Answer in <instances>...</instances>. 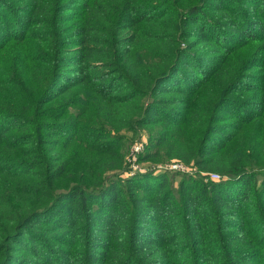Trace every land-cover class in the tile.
<instances>
[{
    "label": "trees",
    "instance_id": "1",
    "mask_svg": "<svg viewBox=\"0 0 264 264\" xmlns=\"http://www.w3.org/2000/svg\"><path fill=\"white\" fill-rule=\"evenodd\" d=\"M0 264H264V0H0Z\"/></svg>",
    "mask_w": 264,
    "mask_h": 264
},
{
    "label": "rangeland",
    "instance_id": "2",
    "mask_svg": "<svg viewBox=\"0 0 264 264\" xmlns=\"http://www.w3.org/2000/svg\"><path fill=\"white\" fill-rule=\"evenodd\" d=\"M252 94V93H251ZM256 95V94H255ZM157 135V128L154 127H145V128H141L138 129L136 131L135 134H133L132 136L127 135V139H129V142L131 143H125L122 146V150L125 153V160H127V157L130 153V151L133 148L134 144H143L142 145V150L140 151L142 153L145 152V147L147 146V142L149 143L150 140L149 139H153L154 137H156ZM153 149L151 148V151ZM126 151V152H125ZM138 158V156H137ZM136 158V162H134V164L132 165L131 163L129 164V162H127L128 164V168L129 172H137V173H163V174H168L166 177L169 180L170 185H172L171 187H173V192L176 193L177 189H178V185L181 182L182 177H189V176H194V169L190 168V167H184V166H180L179 168H181V170H174V169H170L169 171L167 170H161L162 167H164L165 165H168V163H170V168H172L171 166L173 164H179L181 165L178 161L176 160H172V161H167L168 163H164V162H160V163H153L150 160L148 161H139ZM172 163V164H171ZM163 164V165H162ZM132 167H134L136 169V171H133ZM206 182V181H204Z\"/></svg>",
    "mask_w": 264,
    "mask_h": 264
},
{
    "label": "built area",
    "instance_id": "3",
    "mask_svg": "<svg viewBox=\"0 0 264 264\" xmlns=\"http://www.w3.org/2000/svg\"><path fill=\"white\" fill-rule=\"evenodd\" d=\"M142 145L143 144H134L133 145V148H132V150L130 151V153H129V155H128V157H127V160H128V162L129 163H131L132 165L134 164V162H136L135 160H136V158H137V156H138V154H140L141 152V150H142ZM180 166H183L182 164L181 165H179V164H173L171 167L172 168H170V166H168V167H166L168 170H170V169H174V170H181V168H179ZM185 167V166H184ZM163 168H165V167H162V169ZM132 169H133V171H136V169L134 168V167H132ZM131 173H136V172H131ZM219 176L218 175H211L210 176V180H213V181H217V180H219Z\"/></svg>",
    "mask_w": 264,
    "mask_h": 264
}]
</instances>
